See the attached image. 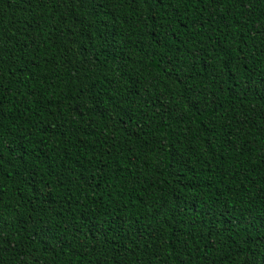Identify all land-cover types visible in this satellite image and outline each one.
Wrapping results in <instances>:
<instances>
[{
  "label": "trees",
  "instance_id": "trees-1",
  "mask_svg": "<svg viewBox=\"0 0 264 264\" xmlns=\"http://www.w3.org/2000/svg\"><path fill=\"white\" fill-rule=\"evenodd\" d=\"M0 264H264V0H0Z\"/></svg>",
  "mask_w": 264,
  "mask_h": 264
}]
</instances>
